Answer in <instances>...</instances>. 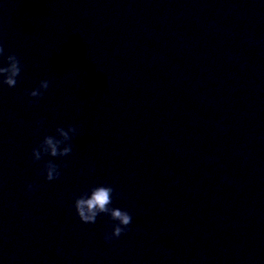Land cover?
I'll return each mask as SVG.
<instances>
[{"label": "water", "instance_id": "95a60500", "mask_svg": "<svg viewBox=\"0 0 264 264\" xmlns=\"http://www.w3.org/2000/svg\"><path fill=\"white\" fill-rule=\"evenodd\" d=\"M0 44L22 66L0 86V264H264L262 0H0ZM69 124L71 154L32 162ZM97 184L132 216L108 243L72 207Z\"/></svg>", "mask_w": 264, "mask_h": 264}, {"label": "clouds", "instance_id": "9594fccd", "mask_svg": "<svg viewBox=\"0 0 264 264\" xmlns=\"http://www.w3.org/2000/svg\"><path fill=\"white\" fill-rule=\"evenodd\" d=\"M264 2V0H262ZM0 86L13 88L17 84V78L21 72V64L14 54L4 55V47L0 44ZM49 87L47 79L40 80L37 87L27 93L30 98L27 107H31L34 100L31 98H41ZM43 121L36 122V128L39 129ZM77 134V127L67 125L66 127H56L54 135H45L40 142L31 149L32 162H39L44 157L63 158L72 152V139ZM92 165L89 171H93ZM42 174L46 181L57 180L61 176V165L54 163L52 159L47 160L42 168ZM26 192L35 191V185L28 183L25 185ZM119 197V193L114 192L111 185L97 184L81 191L74 198L73 209L78 220L83 224H95L97 217L105 215L113 223L111 230L105 231L103 240L105 243L118 239L123 233L127 232L128 226L132 222V216L127 210L119 207H113V200Z\"/></svg>", "mask_w": 264, "mask_h": 264}]
</instances>
